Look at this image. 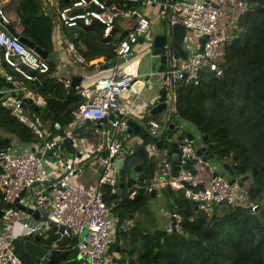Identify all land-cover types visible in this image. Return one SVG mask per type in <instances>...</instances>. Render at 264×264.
<instances>
[{"label": "built area", "instance_id": "1", "mask_svg": "<svg viewBox=\"0 0 264 264\" xmlns=\"http://www.w3.org/2000/svg\"><path fill=\"white\" fill-rule=\"evenodd\" d=\"M128 0H126L127 3ZM155 0H142L141 4H149ZM92 3L96 8H87ZM129 6V5H128ZM168 18L171 22H180L185 31H191L195 36H203L200 49L195 48L186 58L174 56L170 53L164 62V68L154 70L152 73L160 79L162 84L170 82L175 85L180 80L188 82L200 78V70L219 75L225 66L224 48L227 39L228 25L236 24L239 16L246 8L245 0H173L168 5ZM134 14V25L117 39H110L113 46L115 60L111 64V72L107 76L96 78L91 88H77L76 92L84 99L74 108L71 119V129L52 139H44L41 145V155L32 150L21 152L13 151L9 146L0 148V190L3 201L9 202L10 212L6 218L9 223L10 236L14 239L20 236L39 235L37 243L46 247V253H60L65 248L58 246L60 239H67L65 245L76 251V264H109L101 261V254L107 245L108 238L116 229L110 210L116 205V200H104V188L109 194H116L117 175L123 165L124 156L121 151H136L127 140L115 137L116 133L126 131V115L116 112L117 98L124 89H132L133 81L141 74L138 72L139 59L133 58L132 45L136 43L137 36L149 41L150 35L146 31L148 18L141 11L137 12L131 6L119 8L114 2L105 3L101 0H70L69 3L56 10V17L60 24L75 26L78 21L87 24L96 19L102 24V35H111L115 20L121 15ZM6 16L0 10V54L6 66L19 74L22 78L32 79L33 75L25 72L21 65L33 69L34 72H46L49 69L45 57L37 54L33 49L24 45L18 38L10 34L4 27ZM231 27V26H230ZM145 29V30H144ZM69 57L75 65H97L103 62L99 55L88 59L77 51L72 40L64 37ZM166 52V47L164 48ZM54 76V75H53ZM143 76V75H142ZM0 78L11 80L10 71L0 68ZM55 80L65 88L71 85L68 76L56 75ZM172 90V89H171ZM3 91L0 89V92ZM20 98L9 104L12 113L29 125L38 137H43L40 127L23 116L20 112ZM44 103V99L42 100ZM111 117L106 125L98 124L99 120ZM85 119L93 121L90 125L94 132L100 131L103 144L100 150L90 149L99 164L95 184H85L78 177L82 172V164L78 160L66 156L64 148L59 146L63 137H72L74 128L83 125ZM169 114H165L161 121L150 119L145 127L147 136L157 140L167 128ZM145 126V125H144ZM179 154L175 156L178 168L172 169L171 158L164 157L158 165L155 174H145L138 184L136 175L126 188V197L132 198L136 187L141 191L150 192L156 189L178 190L188 200L197 204V207L207 212L213 203L233 204L245 202L239 196V182H228L222 176L212 175L213 171L207 166V161L196 152L191 139L183 135L176 141ZM50 151V154H46ZM155 154V150H151ZM51 158L60 171L53 177H48L42 164V155ZM118 155V156H117ZM38 184V188L34 185ZM24 190L19 195L20 190ZM19 195V202L27 204L21 198H28L33 209H36L40 223H33L29 213L21 211L14 205V198ZM238 198V201H236ZM251 208L254 203L247 202ZM3 208V211L8 208ZM21 214V215H20ZM171 217H177L176 206L170 210ZM15 223L20 226L17 227ZM55 225L54 238L50 243L42 244L41 239L48 238L44 226ZM61 227V230L57 228ZM0 232V264H27L13 251L14 245ZM73 240V241H72ZM45 253V254H46ZM44 254V255H45ZM34 264H42L41 257H36ZM114 264H121L116 259Z\"/></svg>", "mask_w": 264, "mask_h": 264}, {"label": "trees", "instance_id": "2", "mask_svg": "<svg viewBox=\"0 0 264 264\" xmlns=\"http://www.w3.org/2000/svg\"><path fill=\"white\" fill-rule=\"evenodd\" d=\"M245 1L246 8L237 21L241 23L235 24L226 39L224 69L209 79L197 78L181 84L172 100L170 114L189 122L197 135H206L203 140L206 156H216L229 166L235 164L241 179L247 177L246 172L250 175L247 197L255 207L251 208L246 201L213 203L210 210L196 215L181 206L174 194L178 216L175 227L166 229L153 224L147 208L144 209L147 212L138 210L141 192L132 198H118L114 207L120 208V220L116 222L117 240L111 244V254L114 256L113 247L119 245L121 264H264V202L261 201L264 200V0ZM69 2L59 0L58 8ZM104 2H114L119 8L129 7L126 0ZM27 5L28 0H22L17 6V23L13 19L7 21L12 26L19 25V35L48 51L51 15L30 12ZM64 27L68 28L65 33L86 61L99 55L104 59L102 65H110L115 60L113 46L109 43L111 37L105 39L102 24L96 19ZM0 62L11 72V81H19L20 87L44 99L41 106L34 109L33 104L30 110L42 109L50 120L49 136L57 134L71 121L72 112L83 97L72 85L65 88L55 80L49 62L48 71H35L32 79L22 78L12 71L4 64L1 54ZM7 95L5 90L0 92V148L11 146L12 139L34 142L36 134L12 113L5 101ZM13 96L21 99L23 93L19 90ZM174 124L177 128H173L172 133L178 132L179 137L187 134L176 121ZM110 196L105 187L104 200L108 202ZM3 205L0 190V209ZM127 213L132 222L119 229ZM54 236L52 230L47 242ZM66 243L67 239L58 241V246L65 248L63 257L54 253L43 264H59L61 259L67 258V253L73 249Z\"/></svg>", "mask_w": 264, "mask_h": 264}, {"label": "crops", "instance_id": "3", "mask_svg": "<svg viewBox=\"0 0 264 264\" xmlns=\"http://www.w3.org/2000/svg\"><path fill=\"white\" fill-rule=\"evenodd\" d=\"M21 1L22 0H0V10L6 16L7 20L13 19L16 23L18 22V15L16 13V8L17 6L21 4ZM101 1H104V0H101ZM165 1L166 0H158L155 3H149V4L142 3L140 6H131L137 12L142 11L148 18V25L146 27V31L149 33L150 37L155 31H157L156 30L157 27L162 25L163 23V17H164L165 11H164V7L160 9V4L165 3ZM58 2L59 0H28V5L26 9H28V11L30 12L35 11L36 14L51 15V25H50L51 33L49 36L50 49L47 51L46 49L43 48L47 52L46 55L49 52H52L51 59L48 61L52 68L51 74L54 76L56 75L68 76L70 79L72 75L78 76V81H79V83L77 84L78 89L79 88H91L94 86V82L96 78L109 75V73L111 72V65L104 64L106 65V67H104V65H102L104 61L98 62L99 64L97 65H94V64L75 65L74 63L71 62L70 57H69V52L67 51V48L65 46L64 38L62 37V36L65 37L64 34H65L66 27L62 26V24H60V22L58 21L56 17V10L58 9ZM169 3H172V1ZM167 9H169L168 6H167ZM135 20H136V16L135 15L132 16V14L121 15L119 18H117L113 25L114 27L113 32L110 35L111 39H117L120 36H122L120 35L121 31L124 29L127 30L131 28L134 25ZM6 23H8L18 33V26H19L18 24L15 26H12L8 21H6ZM240 23L241 21L236 23V26L239 25ZM236 26H234L233 29L227 34V37L231 35V33L234 31V28ZM143 41H145V44L143 43L142 45L141 43ZM149 43L150 41L142 40L141 42H136L135 44L132 45L133 58L139 59L138 72L141 73L139 77L137 78L139 80V83L137 84L135 88L133 87L132 89H126L124 92L121 93V95H119V97L117 98L118 105L116 109V112L121 113L122 115L133 116L134 118H139L140 120L147 119L148 121L150 119H155V117H153V114L148 112L146 105L153 100V96L156 94L157 86L161 84L160 79L154 74H150L149 77L146 78V74L152 73L154 70H157V66L159 64L158 62H156L157 61L156 58L154 56H150L149 53L147 52L146 48L149 46ZM198 45H199V37L196 36V40H193V43L191 46L190 45L188 47L183 46V48H185L187 55H189L192 50L198 47ZM164 66L165 64L163 63L162 68H164ZM0 68L6 69L5 66H3L1 62H0ZM104 68H107V69L104 70ZM148 80L151 85H146V82ZM4 81H11V80H4ZM12 81H17V80H12ZM17 82L20 85V82L19 81ZM2 86H4L3 82H2ZM6 88L3 90H5L8 93L7 99L5 100L8 104H11L14 100L17 99L13 95L15 92L21 90V92L23 93V96L27 98H31L34 105L36 104L35 105L36 107L42 105V100H43L42 96H40L39 94L37 95L32 94L25 87H16L13 85H9ZM165 100H167V96H165ZM36 107H34V109ZM163 111L161 113L162 118L166 114L165 109ZM20 112L26 118H29L28 115L33 113L30 110V105L28 102H26L25 105L20 104ZM110 117H111V114H109L105 118L100 119L98 124L100 125L105 124L106 121ZM92 122L93 121H89V120L84 121L83 125H81V128L79 130H75L74 128V131H72L73 136L71 137L73 138L71 151L74 153L72 157L73 159L78 158L77 160L80 161L82 164V172L80 174V176L82 177V182L85 184H90V185L95 184V180H96L98 170H99V164L97 163V160L94 157V155L90 152V149L93 148L94 150H100L103 144L102 143L103 140L101 138L102 136L91 134L92 132L89 131L90 125H87V126L84 125L85 123H92ZM85 127H87V129ZM84 128H85L84 131H86V133H84L83 135L81 131ZM69 129H71V121L63 127V131L66 132ZM188 132L192 135L191 141L195 140L194 132H191L190 130L187 131V133ZM176 133L177 132L172 133V139L175 141L181 138L177 136ZM60 134L61 133H59L58 131L56 135H60ZM184 135L188 136L187 134H184ZM196 136L197 138H200V136L198 137L197 133H196ZM138 137L140 138V136ZM88 138H90V140ZM199 142H200V139L196 144H198ZM10 145L11 146L9 147L13 151H14L15 146H19L21 151L28 150V149L32 150L33 142L32 143L20 142V141L17 142L15 139H12ZM28 146L29 148H27ZM160 151L161 153L160 154L158 153V155H160L162 158L164 157L171 158L170 156L166 154L164 149H161ZM154 155H157L156 150H155ZM140 159L143 160V162L146 161V157L143 158L142 156L140 157ZM153 163L154 162L151 159V161H149V170H148L150 174H155L158 168V165L154 166ZM123 187H126V186H123ZM159 190H164V189H159ZM249 201L250 200H246V202H249ZM173 205L176 206V210H177L176 203L172 202L170 208L167 209L168 214H169V222H168L169 224L168 223L165 224L166 228L170 226L172 227L173 224L175 227L177 217L176 218L174 217L175 221L174 223H171L172 217L170 216V210ZM163 213L166 214L167 213L166 210ZM177 216H178V213H177ZM125 218H130V220L132 221V218L129 216V213L126 214ZM35 221L37 223H40L39 222L40 219H36ZM15 225L17 227L20 226L18 223H15ZM7 229H8L7 235L9 237L10 236L9 223H8ZM73 251H74V260L76 264L77 254L74 249ZM64 254H65V251H64Z\"/></svg>", "mask_w": 264, "mask_h": 264}, {"label": "water", "instance_id": "4", "mask_svg": "<svg viewBox=\"0 0 264 264\" xmlns=\"http://www.w3.org/2000/svg\"><path fill=\"white\" fill-rule=\"evenodd\" d=\"M158 0H155L152 3L157 2ZM173 0H166L165 3L160 4V9L164 7V17H163V23L160 25V27H157V31H155L150 38V43L149 46L146 48L147 52L149 53L150 56H154L156 58V62H158L157 70H160L162 68V64L168 59L170 53H172L174 56H180L182 58L187 57V52L185 48H183L182 42L185 34V28L180 22H171L169 21L168 18V9L167 6L169 5V2ZM142 0H128L127 5L129 6H140ZM87 8H96L95 5L92 3H89L87 5ZM134 14H132L133 16ZM4 27L6 30L16 36L19 41H21L24 45L27 47L33 49L37 54H39L42 57L46 56V50L41 48L40 46L36 45L33 41L28 39L27 37L18 35V33L8 24L4 23ZM114 27L111 29V33L113 32ZM145 30V29H144ZM126 32V29L122 30L120 35H123ZM109 35L105 36V39H107ZM142 41V36L139 35L137 36L136 42H141ZM203 41V36L199 37V45L198 49H200L201 42ZM166 47V52L164 51V48ZM264 55V52H263ZM23 70L27 72L30 75H33L35 72L33 69H30L26 67L25 65H21ZM100 67V66H99ZM106 67V65H104ZM150 74H146V78L149 77ZM199 77L203 80L209 79L212 76L211 72H204L203 70H200L198 73ZM190 82L196 81L195 79L189 80ZM2 82L4 83V86H2ZM79 83L78 81V76L72 75L71 76V85L75 86ZM139 83L138 79H135L133 81V87L135 88L137 84ZM184 81L180 80L177 82L175 85H172L170 82L168 85L165 84H160L157 86L156 89V94L153 96V100L146 105V108L148 109V112L153 114L155 112H158L160 110L165 109V113L169 114V120L167 122V128L165 131L162 132L160 137L153 142V146L157 149H164L166 154L171 157V163H172V169L175 170L178 168L177 165V160L175 159V156L179 154V150L176 147V141L172 139V130L173 128H177V125L174 124V121L177 119L175 114H170V108L172 105V100L180 87L181 84H183ZM13 85L16 87H20L17 81H4L3 79L0 78V89L3 90L7 86ZM146 85H151L149 83V80L146 82ZM7 89V88H6ZM172 89V90H171ZM126 89L123 90V92ZM165 96H167V100H165ZM28 102L29 105H33L34 103L32 102L31 98H27L23 96L20 100L21 105H25V103ZM36 105V104H35ZM36 107V106H35ZM85 121H88V119H85ZM126 131L131 132L133 134H136L137 136H140L141 139H145L147 136V132L145 129V126L143 125L142 121L139 118H134L133 116H128L126 117ZM57 125V124H55ZM143 125V127H142ZM142 127V128H141ZM59 133L63 134V128H60ZM188 137L192 139V135L188 132L187 133ZM206 138V135L200 136V142L196 144L195 140H192L193 144L196 145V152L199 153L201 156L205 158V160L208 162L209 157L211 155L206 156L205 155V150L206 146L203 144V140ZM72 142L73 138L71 137H63L59 143V146L64 148L66 151V156L72 157L73 152L71 151L72 148ZM208 146L210 143L207 144ZM144 149L145 147L138 146L136 148V154L129 155L127 152L121 151V154L124 156V159L127 158V165L128 169H124V165H122L119 170H118V175H117V184L116 186L118 187H123V186H129L130 183L134 180V176L136 175L138 184L141 183V178L145 174H150L148 172L149 170V158H146V161L143 162V160L140 159L139 155L143 156L144 154ZM50 151H47L46 154H50ZM138 154V155H137ZM222 165L226 167L229 171V173H233V168L236 167L235 164H232L229 166L228 163L222 162ZM212 175H219L222 176L224 175V171H217L213 170L211 172ZM234 180H237L239 184H241V175H238L237 177L233 176L227 179L228 182H232ZM24 190H20L19 195L22 194ZM141 192V187L137 186L136 187V194ZM155 190L150 191L149 193L153 195ZM19 195L14 198V205L16 208H18L21 211H25L26 213H29L32 217V222L37 223L35 220L39 219L38 213L36 209H33L32 206L21 203L19 202ZM261 197V194H258V198ZM224 204H227L226 202H223ZM9 202L6 201L4 202L3 207L8 208ZM193 207L196 209L195 214L196 215H201L204 211L202 208L197 207L196 203H193ZM211 209V206L208 208V210ZM10 212V209L8 208L7 210L3 211V208L0 209V216H7ZM175 219L172 217L171 218V223H174ZM122 227H126V224L120 225L119 229ZM174 227V224L172 225ZM51 228L54 229L55 225H51ZM58 230H61V227L57 228ZM22 237L20 245L22 250L34 257H41L42 259V264L47 262L54 253L56 252H48L46 253V247L42 246L37 243V240L39 239V235L37 233H33L31 237L28 236H20ZM13 251L17 253V248L14 247ZM119 245H116L113 247V254L118 260L119 256ZM46 253V254H45ZM45 254V255H44ZM60 257L64 256V250H62L59 253Z\"/></svg>", "mask_w": 264, "mask_h": 264}, {"label": "rangeland", "instance_id": "5", "mask_svg": "<svg viewBox=\"0 0 264 264\" xmlns=\"http://www.w3.org/2000/svg\"><path fill=\"white\" fill-rule=\"evenodd\" d=\"M62 26H64V25H62ZM234 26H235V24L228 25L229 28L227 30V34L233 29ZM65 29L68 30V28H65ZM64 35H65V37H68V35L66 33ZM193 40H196V36H194V34L191 31L186 30L185 34H184L182 45L187 46V47L189 45L191 46L193 43ZM143 43L145 44V41H143L141 44L143 45ZM51 54H52V52H49L45 56V59L47 61H49L51 59ZM105 69H107V68H104V70ZM162 111L163 110H160L158 112L153 113V117H155V119L161 121L162 120V115H161ZM28 117H29L28 119L33 121L35 124H37L43 132V137L36 136V140L33 142L34 147H35V152L41 155V145H42L43 140L44 139H47V140L52 139L55 137L56 134L51 135V136L48 135V133H49L48 127L50 126V120L44 115L42 109H39L38 111L29 114ZM141 121H142L143 125H145V127L148 126L147 125L148 124L147 119H145V120L141 119ZM175 121L184 130H186V131L190 130L191 132H194V135H195L194 139L196 140V143L199 141L200 138H197L196 132L193 129V126L189 122L184 121L180 118H177ZM92 124H93V122L92 123H85L84 125L87 126V125H92ZM104 125L105 124H103L102 127H104ZM143 125H142V127H143ZM80 128H81V125L76 126L75 130H79ZM85 128L87 129V127H85ZM85 128L81 131V133L83 135H84V133H86V131H84ZM89 131L92 132L91 134L102 136V134L100 133L99 130L94 132L93 130L89 129ZM176 134L178 136V132ZM115 137H118V138L122 139L123 141L127 140L134 147H138V146L143 145L145 147L143 156L146 158H149V161H151V159H152L154 162L153 163L154 166L159 165L160 162L164 159L160 155H158V153L159 154L161 153V151H160L161 149H157L153 146L154 139L149 137V136H147V138H145V139H141L136 134H133L131 132H127V134L124 137H123V133H116ZM198 137H199V135H198ZM88 139L90 140V138H88ZM27 148H29V146ZM151 150H156L157 155L152 154ZM14 151L20 152L21 150H20L19 146H15ZM128 152H129V155L136 154L135 151H133V150H128ZM139 157H142V156L139 155ZM69 158H73V157H69ZM77 159L78 158H74V160H77ZM42 164H43V167L45 168V170L47 172V176L49 178L53 177L55 174H57L60 171V169L57 167V165L53 161H51V158H48V156L45 154L42 155ZM123 165H124V169L127 170L128 169L127 158L124 159ZM207 166L212 170L224 171L223 177L225 179H228V178L233 177V176L237 177L239 175L237 173L236 167L233 168L232 174L229 173L228 169L222 165V160L217 158L216 156L209 157V161L207 162ZM245 174H247V177H243L241 179V185H240V188L238 190L239 196L243 195L242 200H244V201L249 200L247 197V195H248L247 194L248 193L247 187H248L250 181L252 180V178L250 177V175L247 172ZM78 178L82 181V177L80 175ZM38 187H39L38 184L34 185V188H38ZM174 194H175V197L178 198V202L181 204V206L187 207L191 213L196 212V209L193 207L192 201L185 199L184 196L180 192H174L173 193V192H170L166 189L165 190L156 189V191L154 192L153 195H151L149 192H146L145 190H142L141 191V197H140L139 203H138L139 205H137L138 210L142 211V210L147 208L151 212V216L153 217V221H154L153 224H155L158 227H165V224H167L169 222V214H168L167 209H169L172 202L175 201ZM125 195H126V188L125 187H117L116 188V194L112 197L110 196L108 198V200H115L117 198H122ZM21 200L25 201L27 204H32V202L28 198H21ZM236 201H238V198H236ZM261 201L264 202V200H261ZM119 210H120L119 207H118V209H115V207H113L109 212V215H111L113 217V220L115 223L120 220V218L118 216ZM165 210L167 212L166 214L163 213ZM144 211L147 212V210H144ZM141 215L145 216V214L143 212L141 213ZM151 216L148 215L149 218ZM123 221L125 224H130V222H132L130 220V218H123ZM7 227H8V220L6 218H4L3 216H0V232H2V234L5 238L9 239V237L7 235V233H8ZM166 229H168V228H166ZM52 230L53 229L50 226H44L43 231L47 232L49 234V237L45 238V239H41L40 242L42 244L45 245L48 243L47 240L50 238ZM21 239H22V237H18L16 239H9V241L11 242L12 245H16L17 250H18L17 254L20 258H23L27 264H34V262L37 260V258L25 253L22 250L21 245H20ZM116 240H117V235H116V230H114L113 233L108 238L107 245L101 254V261H103L101 263L109 262V264H114V262H116V258L111 254L112 253L111 252V244ZM67 254H68L67 258L61 259L59 264H75L74 251L70 250ZM120 261H122V260H120ZM122 263H123V261H122Z\"/></svg>", "mask_w": 264, "mask_h": 264}]
</instances>
